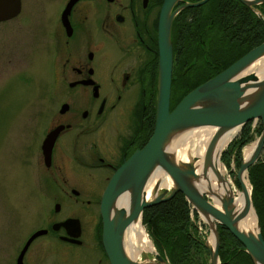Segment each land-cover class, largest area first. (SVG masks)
<instances>
[{"label":"flooded vegetation","instance_id":"1","mask_svg":"<svg viewBox=\"0 0 264 264\" xmlns=\"http://www.w3.org/2000/svg\"><path fill=\"white\" fill-rule=\"evenodd\" d=\"M32 1L43 2L19 0V13L29 10ZM164 1L73 0L66 11L69 0H57L53 52L60 61L54 84L64 90L60 106L65 104L66 109H58L42 133L40 144L50 130L60 127L48 165L39 145V159L47 170L42 185L52 209L37 216L40 219L19 240L9 264H111L102 242L100 198L115 170L152 135L160 18L169 22L170 83L179 74L181 84L186 83L190 68L182 59L186 38L198 44L196 54L202 55L197 62L202 72H191L195 78L188 75L192 87L211 77H206L208 51L210 68L216 67L215 0L197 6L186 5L200 0H170L165 5ZM259 3L261 7L264 2ZM246 7L261 20L253 6ZM187 23L192 28L187 30ZM68 206L71 211L56 218ZM65 219H71L67 225L52 226ZM38 230L44 232L31 237ZM124 243L121 239L122 253Z\"/></svg>","mask_w":264,"mask_h":264},{"label":"rangeland","instance_id":"2","mask_svg":"<svg viewBox=\"0 0 264 264\" xmlns=\"http://www.w3.org/2000/svg\"><path fill=\"white\" fill-rule=\"evenodd\" d=\"M255 1L257 2L249 5L253 6L256 14H261L264 21V7H260V0ZM56 5L57 0H43L42 4L32 1L29 10H22L15 17L0 22V264H9L19 240L40 219L37 216L44 217L48 208L52 209V201L45 198L46 186L42 185L44 180L41 177L47 170L39 159V145L43 131L58 113L64 99V90H57L56 83L54 84L60 61L59 56L53 52V9ZM170 85V108L197 86H184L176 79H172ZM245 123L249 124L248 140L236 149L238 140H235L239 136L241 125L220 155L221 162L238 187L242 149L256 141L262 130L259 119L254 118ZM261 159H264L263 145L253 163ZM247 169L245 171L250 196L251 185ZM166 187L158 188L157 194L166 195L173 184ZM70 207H64L56 218L70 212ZM190 220L195 222V233L203 234L206 241L208 225L197 213L196 216L192 213ZM140 221L153 249L141 250L134 259L129 257V260L133 264H170V258H173L170 249L156 240L141 215ZM198 222H202L204 226H200ZM228 234L232 236L229 232ZM189 252H193L192 247ZM155 254L162 261L157 260ZM208 259L207 254V258L196 257L195 261L209 264Z\"/></svg>","mask_w":264,"mask_h":264},{"label":"water","instance_id":"3","mask_svg":"<svg viewBox=\"0 0 264 264\" xmlns=\"http://www.w3.org/2000/svg\"><path fill=\"white\" fill-rule=\"evenodd\" d=\"M72 1L69 0L67 3L65 7L66 11ZM169 1L165 0L164 5ZM205 1L200 0L192 4H187L186 6H197ZM239 1L245 5L257 2L255 0ZM260 1L264 2V0ZM19 8V0H0V22L16 16ZM64 15L65 13L63 12L62 17ZM163 19L164 17L162 16L158 27L157 85L155 120L152 135L142 148L134 151L115 170L108 180L100 198L99 209L102 219V242L105 246L107 256L111 264H133V262L124 257L120 250V240L123 230L135 216L138 215L140 217L143 208L160 201H165L174 193L180 192L196 213L197 211L194 207H199L204 212L211 214L216 220V224L224 227L243 246L244 251L249 255L253 264H264V241L259 232L258 221L255 236L245 234L238 230L234 226V222L245 210L241 211L235 217H229L226 207L223 206L222 211L215 208L206 199V195L198 193L190 183H187V177L193 175L191 166L187 163L176 165L171 159H168V151L164 149L165 140L170 132L175 129L206 124L222 128H238L245 122L255 118L260 120L262 130L255 141V148L252 155L246 161L240 160L238 171L246 170L255 161L264 140V78L259 80L253 73L238 74V72L264 52V41L249 49L214 76L185 93L174 107L168 110L172 54L168 36L169 22ZM248 84L258 85V89L253 98L241 106L238 99L241 97L244 87ZM202 101L207 103L202 105L197 104ZM65 109V104H62L59 112H63ZM59 128L55 127L50 130L40 144L45 165L49 163L51 146ZM156 167H160L169 176L172 180L173 188L166 195H159L155 190L154 195L148 200H145L143 199V187L146 178L152 169ZM125 190H129L132 193V207L127 213L121 208L117 210L115 215H110L113 200ZM245 202L246 206L249 205L252 207L249 195L246 196ZM53 209L57 211L58 205L55 204ZM70 220L65 219L61 222L54 223L52 226H65ZM43 232L44 230H38L31 237ZM218 243L219 239L216 236L212 250L204 240L209 264H219L217 254ZM155 257L157 260L162 261L159 255L155 254ZM19 258L20 255L17 258V262Z\"/></svg>","mask_w":264,"mask_h":264},{"label":"trees","instance_id":"4","mask_svg":"<svg viewBox=\"0 0 264 264\" xmlns=\"http://www.w3.org/2000/svg\"><path fill=\"white\" fill-rule=\"evenodd\" d=\"M209 2L211 0L207 1V3ZM261 7H264V3H261ZM215 8V21L219 33L214 50L216 67L214 69L210 68L212 57L208 51L207 57L204 55L209 64L206 77L218 73L249 49L264 41L263 19L257 18L245 4L239 0H215ZM189 27L191 25L187 23L186 29L188 30ZM195 43L194 40L189 41L186 38L185 54L182 59H184V64H190V68H187L184 86H191L188 75L191 77L193 74V78L196 76L195 73L191 72H202L197 67V62L202 55L197 56L196 48L198 44L194 45ZM175 58L180 59L179 56ZM180 76L179 74L178 78ZM206 77L201 80H205ZM178 78L175 79L178 80ZM248 130V123L241 126L239 136L235 140V142L238 140L236 149L248 140ZM247 176L251 185V203L264 241V159L250 165L247 169ZM192 213L193 216H196V212L191 210L190 204L180 192H176L171 198L147 206L142 210V220L151 234L159 243L170 249L173 256V258H170V264H200L195 261L196 257L207 258L204 236L195 233L196 227L193 225L195 222L190 220ZM201 225L204 226L203 223ZM216 226L219 238L217 249L219 264H253L242 245L230 236L224 227L218 224ZM191 247L193 252H189Z\"/></svg>","mask_w":264,"mask_h":264},{"label":"bare ground","instance_id":"5","mask_svg":"<svg viewBox=\"0 0 264 264\" xmlns=\"http://www.w3.org/2000/svg\"><path fill=\"white\" fill-rule=\"evenodd\" d=\"M246 73L255 74L259 80L264 78V52L238 72V74ZM257 89L258 85H246L241 97L238 99L239 104L242 106L248 103ZM204 103L207 102L202 101L197 104L202 105ZM236 131L237 127L222 128L209 124L187 126L170 132L164 142V149L168 151V159H171L176 165L187 163L191 166L193 175L187 177V183H190L198 193L206 195V199L215 208L222 211L223 206L226 207L229 217H235L245 210L242 215L237 217L234 226L245 234L255 236L257 232L256 216L253 208L249 205L246 206L245 202L246 196L249 195L246 171H239L240 187H238L229 174L230 172L220 160L224 147ZM254 148L255 141L244 146L242 161L250 158ZM155 183H157L156 187H154ZM171 185L172 180L160 167L153 168L143 187V199L148 200L151 198L155 190L157 191L161 186L169 187ZM131 196L132 193L129 190L121 192L112 202L110 215H115L117 210L121 208L127 213L132 207L133 198ZM194 208L200 219L208 225L205 242L213 250L216 236H218V233H216V220L201 208ZM191 210L194 211L192 207ZM141 222L140 217L135 216L122 232L121 239H123V243L127 242L123 245V253L126 258L131 257L130 259H134L141 250L153 249L151 242L145 235ZM198 223L201 226L202 222Z\"/></svg>","mask_w":264,"mask_h":264}]
</instances>
